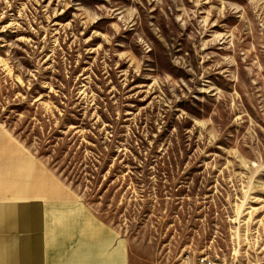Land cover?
Segmentation results:
<instances>
[{"label":"rangeland","instance_id":"obj_1","mask_svg":"<svg viewBox=\"0 0 264 264\" xmlns=\"http://www.w3.org/2000/svg\"><path fill=\"white\" fill-rule=\"evenodd\" d=\"M0 123L59 183L47 222L264 264V0H0Z\"/></svg>","mask_w":264,"mask_h":264},{"label":"crops","instance_id":"obj_2","mask_svg":"<svg viewBox=\"0 0 264 264\" xmlns=\"http://www.w3.org/2000/svg\"><path fill=\"white\" fill-rule=\"evenodd\" d=\"M43 168L0 123V264H128L126 247L112 248L109 226L92 215L69 207L47 222L43 198L60 189Z\"/></svg>","mask_w":264,"mask_h":264},{"label":"built area","instance_id":"obj_3","mask_svg":"<svg viewBox=\"0 0 264 264\" xmlns=\"http://www.w3.org/2000/svg\"><path fill=\"white\" fill-rule=\"evenodd\" d=\"M198 264H210V262L208 260H206L205 258H201V259H199Z\"/></svg>","mask_w":264,"mask_h":264}]
</instances>
